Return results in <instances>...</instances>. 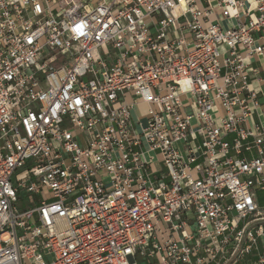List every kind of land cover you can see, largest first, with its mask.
<instances>
[{"label": "built area", "instance_id": "2783aa9c", "mask_svg": "<svg viewBox=\"0 0 264 264\" xmlns=\"http://www.w3.org/2000/svg\"><path fill=\"white\" fill-rule=\"evenodd\" d=\"M261 40L264 0H0V264H264Z\"/></svg>", "mask_w": 264, "mask_h": 264}, {"label": "crops", "instance_id": "0c3cea01", "mask_svg": "<svg viewBox=\"0 0 264 264\" xmlns=\"http://www.w3.org/2000/svg\"><path fill=\"white\" fill-rule=\"evenodd\" d=\"M259 44L264 45V41H259ZM225 49V47H223ZM250 73L248 77V82L251 85V89H253L258 94V106L253 117L250 119L248 127L254 128L255 126H264V55L254 56L252 58H248L246 61ZM143 106V105H140ZM136 107L133 117L134 120L138 121L141 119L142 115L137 110ZM232 137H228L226 140L231 142ZM255 155V152L252 153V156ZM149 160L150 158H145ZM151 168L154 172H163L165 171V167L162 161V158L159 156H155L152 158ZM254 192L256 195L257 203L260 207L264 208V190H261L259 187L254 188ZM260 251L264 252V243L260 246Z\"/></svg>", "mask_w": 264, "mask_h": 264}, {"label": "rangeland", "instance_id": "374dc122", "mask_svg": "<svg viewBox=\"0 0 264 264\" xmlns=\"http://www.w3.org/2000/svg\"><path fill=\"white\" fill-rule=\"evenodd\" d=\"M222 25L225 29H227L228 27V23L227 22H222ZM225 50L223 48H221V53L224 52ZM141 115L145 116L147 114V111H148V107L146 106H138V109H137ZM142 123L145 125V120H142ZM161 158V156H159Z\"/></svg>", "mask_w": 264, "mask_h": 264}]
</instances>
